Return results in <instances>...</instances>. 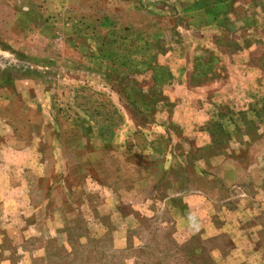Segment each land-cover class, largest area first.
<instances>
[{
	"label": "rangeland",
	"instance_id": "1",
	"mask_svg": "<svg viewBox=\"0 0 264 264\" xmlns=\"http://www.w3.org/2000/svg\"><path fill=\"white\" fill-rule=\"evenodd\" d=\"M0 264H264V0H0Z\"/></svg>",
	"mask_w": 264,
	"mask_h": 264
}]
</instances>
